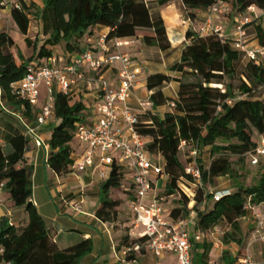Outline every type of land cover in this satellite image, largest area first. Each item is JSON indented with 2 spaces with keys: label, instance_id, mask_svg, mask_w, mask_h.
<instances>
[{
  "label": "trees",
  "instance_id": "obj_1",
  "mask_svg": "<svg viewBox=\"0 0 264 264\" xmlns=\"http://www.w3.org/2000/svg\"><path fill=\"white\" fill-rule=\"evenodd\" d=\"M163 8L174 0H155ZM189 19L196 18L198 11H207L217 0H181ZM228 1V0H223ZM31 5L18 1V8L11 9V18L19 33L27 36L31 17L40 21L45 43L35 46L34 55L25 60L19 51L20 63L11 52L16 44L8 33H0V99L5 97L9 105L25 107V114L31 111V104L19 98L12 85L24 79L29 65H43L54 58L53 48L67 44V51L73 52L70 42L94 33L98 27L110 29L109 40L142 39L147 47L168 52L172 45L167 27L160 14L152 13L147 0H36ZM231 10L236 15L246 14L251 7L264 11V0H232ZM254 26L256 38L264 47V30L257 22ZM186 39L191 41L182 52L180 63L171 68L168 76L162 73L147 78L146 88L153 92L152 107L139 115L138 133L147 138L149 152L164 161L165 172L170 176L165 196L176 195L178 181L189 176L181 162L180 152L185 148L198 150L199 168L203 184L218 179L236 178L229 196L216 202L213 197L198 190L194 209L198 213L197 230L209 234L216 228L224 231L221 242L225 245H242L243 233L240 220L245 218L249 208L264 205V162L260 179L250 186L238 181L233 159L250 162L252 154L264 137V61H248L241 76L238 90L234 89L236 64L243 59V53L235 50L232 42L221 39L217 34L201 36L189 30ZM26 43L31 41L26 38ZM195 81L190 82L189 79ZM179 88L175 99L166 98L163 88L172 83ZM224 89V90H223ZM261 91V97L256 94ZM54 116L60 124L54 128L48 144L51 156L49 168L57 176L73 171L74 160L70 144L76 139L77 124L84 122L87 105L81 95L54 93ZM169 102L174 104L171 112L164 116L157 111ZM1 113V110H0ZM186 146L181 149L182 143ZM28 140L20 135L5 145L0 142V181L6 183V192L13 204L24 208L29 223L23 231L3 217L0 219V246L5 253L0 264H80L93 251L90 240L83 241L67 250H59L52 241L47 226L34 204L31 171L25 165ZM209 151L211 163L208 169L202 162L203 152ZM124 169L116 164L110 176L102 185L104 197L97 217L104 223L112 222L119 202L110 200V192L122 187ZM203 206L201 209L200 207ZM189 213L188 201L171 209V217L181 219ZM225 225V227H223ZM146 239H140L144 244ZM207 252L210 248H206ZM228 262H230L228 260ZM234 264L235 262H230Z\"/></svg>",
  "mask_w": 264,
  "mask_h": 264
},
{
  "label": "crops",
  "instance_id": "obj_2",
  "mask_svg": "<svg viewBox=\"0 0 264 264\" xmlns=\"http://www.w3.org/2000/svg\"><path fill=\"white\" fill-rule=\"evenodd\" d=\"M19 1V0H17ZM25 1V0H24ZM26 2V1H25ZM27 3V2H26ZM150 6H156L157 14H160L164 19L167 27L168 37L172 48L168 52L158 53L156 61H145L134 59L136 68L140 71V83L135 87L131 100L128 103L131 111L137 115L144 113L146 110L141 108V104L150 99L153 92H149L146 88L147 78L152 74L162 73L168 76H176L171 73V68L180 63L183 50L191 44V41L186 39L187 32L191 29L198 34H202V30L206 27L208 21V10L198 11L196 18L188 21H181L180 14L175 9V4L182 6L181 0H174L167 6L158 7L155 0H147ZM28 4V3H27ZM9 15L11 18V9L0 8V15ZM155 14V13H154ZM242 15H236L230 20V17L218 16L213 19L215 27L222 28V34L225 37H233L236 22ZM250 17L251 20L257 22L264 30V11L256 9L254 13L247 12L244 14ZM12 20V18H11ZM13 21V20H12ZM181 22L183 24H181ZM31 25V24H30ZM2 28V27H0ZM2 31V30H0ZM4 33V31H2ZM247 32L251 41V46L258 45L259 40L256 38L255 27L247 28ZM110 29L98 27L94 33H88L82 39L72 40L70 44L74 45L73 52L67 51V44L53 48L54 58L57 61L59 68H64L69 65L77 56L86 52L97 50V39L101 35H109ZM125 43L121 48H113V53L127 54L131 50H156L152 47H147L142 39L131 38L123 40ZM176 41V42H175ZM178 51V55L177 52ZM173 54V56H172ZM172 57H169V56ZM174 55L176 58H173ZM247 56L244 54L243 59ZM264 61V56L260 57ZM121 63H117L114 67L105 68L100 75L92 72L89 66L82 68L86 75L87 82H79L72 87V95H81L87 105V110L84 113V123L92 124L95 119L93 112V104L102 96V84L99 78L102 77L110 86L117 87L119 83V72ZM145 70L152 73L145 75ZM144 75V76H143ZM91 85L88 86V83ZM179 84L172 82L163 88V93L170 100L175 99L178 92ZM171 89V91H169ZM47 100H44L41 105L39 101L36 105L31 106V111L28 115L25 114V107L16 108L9 105L7 99H0V142L5 145L7 141L16 137L24 136L28 140V146L25 154V165L31 171V181L33 195L31 202L36 206L38 212L42 216L52 241L59 250H67L79 245L83 241L90 240L93 245L91 254L84 257L80 264H124L123 251L130 244L140 241L141 234L144 228L137 225L135 216L131 212L130 201L133 197L132 176L133 171L129 168H124L125 179L120 189L110 192V200L119 202V207L116 208L117 216L112 222L104 223L97 217V212L102 206L103 195L102 185L107 182L108 178L103 180L99 177L97 169H88L84 172L72 171L65 176H57L48 166V160L51 156L48 144L52 138L53 130L60 124V121L54 116L48 123L40 128L35 135H28L29 129L37 127V119L46 105ZM171 102L160 108L157 112L162 116L164 113L171 112ZM40 142L41 145H38ZM148 142H150L148 140ZM73 154L74 163L83 158L88 150L86 145L79 143L75 139L70 144ZM206 151V150H205ZM155 158L161 159L159 156ZM96 165L99 163V157H96ZM110 176L111 169H106ZM130 181V187H127V182ZM129 185V184H128ZM158 192H161V186ZM233 190L231 187H224L223 190ZM120 198L117 197V192H120ZM124 197V198H123ZM121 201H125L122 203ZM127 206V207H126ZM18 213L13 214L19 221H15L14 217H6L11 224L16 226L18 231H23L28 223L29 218L24 208H21ZM128 211V213H127ZM253 211L264 214V205L248 209L247 216L240 220V225L243 233V243L225 245L220 242L221 237H208L204 242L195 244L192 251L193 264H231L237 262L246 255L252 256L256 264H264V244L253 243L252 232L255 223L252 219ZM24 212V215H23ZM0 214L2 211L0 210ZM18 215V216H17ZM130 216V218L128 217ZM3 216L0 217V219ZM131 219V222L127 220ZM19 222V223H17ZM197 230L195 226H192ZM206 248H210L207 252ZM150 254L144 250L141 261L151 260ZM228 260L230 262H228ZM173 258L167 257L165 263H172Z\"/></svg>",
  "mask_w": 264,
  "mask_h": 264
},
{
  "label": "built area",
  "instance_id": "obj_3",
  "mask_svg": "<svg viewBox=\"0 0 264 264\" xmlns=\"http://www.w3.org/2000/svg\"><path fill=\"white\" fill-rule=\"evenodd\" d=\"M230 1L232 0H217L208 9L207 25L202 30L201 36L217 34L221 39L230 40L235 50L245 54L250 61L259 63L260 57L264 56V49L258 45L251 46L247 32V26L253 22L250 17H245L244 14L241 16L236 22L232 38L225 37L222 34V28L213 25L214 18L230 11ZM8 7L18 8V1L0 0V8ZM256 9L251 7L247 12L254 13ZM96 44L97 50L77 56L64 68L57 66L55 58L43 65H29L24 79L12 85L15 94L31 105H36L39 101L41 83L45 82L47 87V103L37 119V127L29 129L28 135H35L54 117L55 91L70 95L73 86L79 82H87L82 68L89 66L94 74L100 75L105 68L114 67L118 62L121 63L117 87H112L102 77L99 78L102 84V96L93 104L95 119L92 124L87 125L84 122L77 124L76 139L80 144L86 145L88 150L83 158L74 163L72 169L77 172L97 169L99 177L103 180L109 178L106 169L112 170L115 164L133 171V197L130 201V208L135 216L136 224L144 228L140 239H146V241L144 244H130L124 249L122 254L124 264H193L194 245L204 242L210 236L222 237L224 231L216 228L211 233L205 234L194 230L192 226L196 227L198 221V213L195 211L179 220L171 217V210L166 202L168 199L175 198L176 195L163 197L158 192L159 186L164 188L170 176L165 172L164 161L160 162V159H156L149 152L148 139L137 131L139 115L133 113L128 106L135 87L141 81L140 71L136 68L131 56L113 53L112 50L128 43H125L123 39L109 40L108 35H101ZM90 85L91 82L88 83V86ZM151 107L150 99L141 104L143 109ZM171 107L173 108L174 104ZM38 145H41L40 142ZM185 146L186 143L183 142L181 149ZM97 156L99 157L98 165L95 163ZM249 156L252 166H258L260 161L264 160V137L261 138L257 149ZM198 157V150H193L191 152L193 160L185 168V173L190 179L183 177L178 181L181 192L194 203L197 192L196 195L189 196L182 188L186 183L189 186L190 184L199 185V190H204ZM5 192L6 183L0 181V204ZM205 193L218 202L229 196L231 191L205 190ZM177 195L181 196L180 191ZM252 219L255 223L252 232L253 243H264V214L253 211ZM144 250L150 254L151 260L141 261ZM4 253L5 249L0 246V257ZM167 257L173 258V262L165 263ZM234 264H256V262L248 254Z\"/></svg>",
  "mask_w": 264,
  "mask_h": 264
},
{
  "label": "rangeland",
  "instance_id": "obj_4",
  "mask_svg": "<svg viewBox=\"0 0 264 264\" xmlns=\"http://www.w3.org/2000/svg\"><path fill=\"white\" fill-rule=\"evenodd\" d=\"M25 1L29 5H31V3H32L31 2L32 0H25ZM36 1L41 3L40 0H36ZM16 2H17V0H16ZM174 6H175V9L180 14L181 21L182 22L188 21L189 20V14H188L187 10H185L182 6H179L178 4H175ZM150 9H151L152 13H156V11H153V10L157 9V7L156 6H150ZM221 16L222 17H230V20H231L234 18V16H236V14L230 8V11L228 13L221 15ZM182 22H181V24H183ZM0 27H2V28H0V30L4 31L5 33H8L13 38L16 46L11 48V52L15 56L18 63L21 62L20 58H19V51L22 52L24 59L27 61L34 55L35 46H37L38 48H41V46L45 43V40L47 39L43 35L42 25H41L40 21L35 19L34 15H32V17H31V25H30L29 33L27 36H23L21 33H19L18 29L16 28L14 22L11 20L9 15H4V14L0 15ZM2 31H0V33H2ZM26 38H28L31 41L30 45L26 43V41H25ZM155 49L156 50H131L130 52H127V55L131 56L132 60H134V59L143 60L142 56H141V55H143V57L145 58V61H156L158 56H159L158 53L160 50H158L157 48H155ZM175 52H177V55H178V51H175ZM172 56H173V54H172ZM172 56L170 55L169 57H172ZM176 56L174 55L173 58H176ZM248 61H249V59L246 57L245 59H242L241 62L236 64V74L237 75H236V79L234 80V84H233L234 89L236 91L238 90V88L240 86V82H241L240 78L245 71V66H246ZM144 72H145L146 76L149 73H152L148 70H145ZM189 81L193 82V81H195V79L190 78ZM39 90H40L39 105H41L44 100L48 99V92H47V87L45 85V82L41 83ZM169 91H171V89H169ZM256 96L261 97V91H258ZM201 157H202L203 165L205 166L206 169H208L210 166V163H211L209 151L203 152ZM157 158L158 157H156V159ZM198 158H200V155ZM180 159H181V162L183 163V165L185 167H187L189 165V163H191L193 160L191 158V151L187 148L182 150L180 152ZM159 161L162 162L161 159ZM263 162H264V160H263ZM233 164H234L235 170L237 172L238 181L241 183H244L246 186H250V185L254 184L256 181H258L260 179L262 172H263V167H261V168L260 167H254L248 163V160H247V162H246V160L244 162H240V161H238V158H234ZM235 179L230 178V177L224 178V179H218L211 184H207V185L204 184L203 188L206 191L212 190L214 192L220 191L224 187H231L232 188L233 185L235 184ZM169 182H170V180L167 182V184H165L164 188H161L162 190H161L160 194L163 197L165 196L164 195L165 190H166V187H167ZM127 183L129 184V185L126 184L127 187H130L131 186L130 181H128ZM178 186H179V184H178ZM199 188H200L199 185L194 186V184H190V186H189L185 183V186L182 189L189 196H192V194L196 195V192L198 193ZM201 190H203V189H201ZM179 191L181 193V196L176 194L175 198L173 197L172 199H168L166 202V205H168L170 207V210L173 207H180L181 205L187 203V201H188L189 213L192 211H195L197 213V211L194 209V207L196 205V201L194 203L191 200H189L187 198V196H185V194H183V192H181L180 187H179ZM117 194L118 195L116 198H120L121 197L120 196L121 191L117 192ZM121 202L124 203L125 201H121ZM203 206L204 205H202L200 208L202 209ZM0 210L2 211V214H0V217L1 216H3V217L6 216L9 218L14 217L13 219H15V221H19V220H17V218H15V216H13V214L16 215V213H18V211L22 210V209L16 207L13 204L12 200L10 199V195L7 192H5V194L2 196V203L0 204ZM127 213H128V211H127ZM23 215H24V212H23ZM184 216L187 217V215H184ZM128 217L130 218V216H128ZM127 222H131V219L127 220ZM17 223H19V222H17ZM223 227H225V225H223ZM220 242H221V240H220Z\"/></svg>",
  "mask_w": 264,
  "mask_h": 264
},
{
  "label": "water",
  "instance_id": "obj_5",
  "mask_svg": "<svg viewBox=\"0 0 264 264\" xmlns=\"http://www.w3.org/2000/svg\"><path fill=\"white\" fill-rule=\"evenodd\" d=\"M31 204H33V203L31 202Z\"/></svg>",
  "mask_w": 264,
  "mask_h": 264
}]
</instances>
